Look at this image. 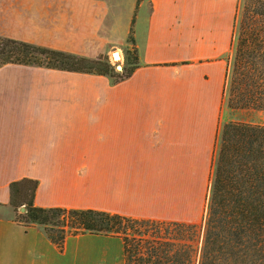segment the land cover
Returning <instances> with one entry per match:
<instances>
[{"label": "crops", "instance_id": "0c3cea01", "mask_svg": "<svg viewBox=\"0 0 264 264\" xmlns=\"http://www.w3.org/2000/svg\"><path fill=\"white\" fill-rule=\"evenodd\" d=\"M238 2L134 0L138 67L114 85L0 68V264H125L121 238L69 236L60 252L41 227L18 222L10 185L23 179L38 181L41 208L203 220ZM110 11L105 0H0V36L95 58Z\"/></svg>", "mask_w": 264, "mask_h": 264}, {"label": "trees", "instance_id": "16d2710c", "mask_svg": "<svg viewBox=\"0 0 264 264\" xmlns=\"http://www.w3.org/2000/svg\"><path fill=\"white\" fill-rule=\"evenodd\" d=\"M130 40L135 46L134 37ZM134 60L132 68L118 71L101 56L91 59L0 36V68L13 64L101 75L114 85L132 76L137 53ZM224 94L232 110L264 112V0L238 2ZM38 186L30 179L11 183L10 203L18 222L41 227L60 252L67 237L90 234L121 238L125 264H264V124H223L203 233L198 224L37 207ZM160 226L178 230L162 233Z\"/></svg>", "mask_w": 264, "mask_h": 264}, {"label": "rangeland", "instance_id": "374dc122", "mask_svg": "<svg viewBox=\"0 0 264 264\" xmlns=\"http://www.w3.org/2000/svg\"><path fill=\"white\" fill-rule=\"evenodd\" d=\"M110 8V16L108 19L109 27H105L104 32L107 37V47L104 52H101L99 56L105 58L112 65L117 67L118 71H123L124 68H132L129 63L132 64L134 62V58L136 53L135 46L131 44V35L135 33V22L134 16L131 15L132 7L134 0H105ZM113 25V26H112ZM113 30H111L112 27ZM132 32V33H131ZM131 33V34H130ZM116 55H119V59H117ZM230 58V53L228 54ZM91 58V59H95ZM128 59V62H127ZM118 66L122 68V70L118 69ZM224 123L228 121L238 122L241 120L251 121L257 124H264V112H245L241 110H232L228 107L227 101L224 105ZM206 214V213H205ZM205 216V215H204ZM201 227V232L204 231V220L198 224ZM152 227L149 228L151 230ZM155 228V227H153ZM160 232L164 233V231L169 228V231L173 234L177 232L178 229L175 227H167L160 226ZM152 231V230H151Z\"/></svg>", "mask_w": 264, "mask_h": 264}, {"label": "water", "instance_id": "95a60500", "mask_svg": "<svg viewBox=\"0 0 264 264\" xmlns=\"http://www.w3.org/2000/svg\"><path fill=\"white\" fill-rule=\"evenodd\" d=\"M118 69H119V70H122V68L119 67V66H118ZM24 211H25V208H22V212H24Z\"/></svg>", "mask_w": 264, "mask_h": 264}, {"label": "bare ground", "instance_id": "6f19581e", "mask_svg": "<svg viewBox=\"0 0 264 264\" xmlns=\"http://www.w3.org/2000/svg\"><path fill=\"white\" fill-rule=\"evenodd\" d=\"M116 56H117V57H116L117 59H119V58H120V57H119V55H116Z\"/></svg>", "mask_w": 264, "mask_h": 264}]
</instances>
